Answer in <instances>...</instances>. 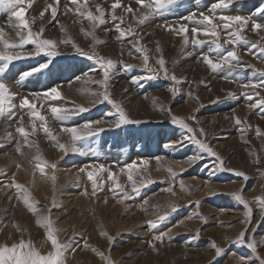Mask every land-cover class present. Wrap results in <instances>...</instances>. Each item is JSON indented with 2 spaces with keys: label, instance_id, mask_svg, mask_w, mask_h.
<instances>
[{
  "label": "rangeland",
  "instance_id": "1",
  "mask_svg": "<svg viewBox=\"0 0 264 264\" xmlns=\"http://www.w3.org/2000/svg\"><path fill=\"white\" fill-rule=\"evenodd\" d=\"M218 2L177 0L160 15L150 16L143 24L133 20L132 14L124 12L123 8L116 10L117 17H123L122 27L133 26L137 46L148 50L149 67L157 68V57L163 56L165 66L170 74L177 76L179 84L165 79L162 72L158 78L149 79L152 73L144 67V53L132 49L133 38L117 39L119 32L116 25L121 21L111 18L113 0H87L88 8L94 13L96 4L107 10L106 22L96 27L94 36H86L80 31L81 28L90 30L89 21L72 11L65 12L64 5L68 0H59L58 4L56 0H32L30 7L25 3V18L32 31H39L43 24L45 32L42 38L56 40L59 55L51 58L53 62L49 69L22 79V73L38 67L49 57L44 53L28 55L35 51V45L31 43L22 49H9L24 54V58L13 61L0 78V82L16 93L11 103L17 105L12 110L14 115L11 118H0V169L4 170L0 173V242L5 237L9 238V243L20 238L16 225L25 229L24 238H31L37 247L46 240V229L36 223L37 215L23 204L24 193H18L14 185L8 187L6 184L15 174L16 182L23 184L31 194L30 202H37L38 215L51 219L53 228L58 230L59 241H74L75 251L69 250L65 254L66 264H107V260L101 259L94 249H99L105 257L110 256L114 264H260L257 257L264 259V243L257 244L254 253L246 242L241 244L235 241L239 233L245 230L249 238L254 236L257 241L264 240V217L260 205L254 200L255 197H264V137H257L255 131L258 126L264 132V114L258 107H250L259 97L253 95L249 100L242 95L249 91L259 92L264 97V88L243 87L250 79L256 83L264 80L261 75L264 72V55L260 53V47H264V31L253 32L250 26L241 30V36L248 43L242 40L234 45L240 66L232 74L234 78L224 79L226 71H213L202 59L201 54L209 53L213 47L210 36L199 35V39L207 41L203 45H193L191 42L185 45L182 35L164 27L168 24L178 29L180 24H187L191 39L190 29L198 26L196 21L201 19L200 13L212 14L210 9ZM225 2L229 6L216 9L217 18L227 15L248 17L257 9L264 8V0ZM80 3L83 4L84 0H80ZM50 4L56 7L55 19L51 17V8L41 19L40 12ZM121 4L131 5L137 16L147 11L135 0H121ZM193 14L194 20L185 19ZM10 17L8 9L0 8V28L4 30V38L18 42L15 36L17 29L11 26L18 21ZM34 17L36 20L32 23ZM254 18L264 23L260 15ZM61 26L66 31H61ZM24 31L26 34L27 30ZM68 37L83 51L102 55L115 62L109 73L108 92L112 99L120 102L131 119L141 123L125 124L119 128L112 126L115 117L110 113L115 109L106 101L96 102L98 98L90 93L103 89L86 82L101 79L103 70L95 60L80 55L71 44L61 42ZM223 38L224 33H221V42ZM95 40L103 43H95ZM250 42H255L258 47L249 51ZM157 44L159 53L155 51ZM212 58L216 59L215 54H212ZM77 77L80 79L77 80ZM133 78L140 79L133 82ZM51 87H57L61 93V97L55 101L30 95L43 93ZM173 87L177 89L175 94L171 90ZM230 92L235 96L230 97ZM25 96L46 117L59 143H70L69 134L62 132V127L101 121L106 130L78 143L77 146L84 148V154L71 151L65 154L44 135L39 121L36 134H31L30 109L19 107L20 99ZM49 104L69 109L82 105L89 111L61 124L52 118L48 111ZM162 107L164 111H161ZM168 109L172 115L185 118L195 115L196 120L189 119L188 122L193 128H203L205 133L197 134V138L218 153L224 161V168L244 172L248 179L244 180L234 172L219 170L216 157L203 153L197 144L187 139L191 134L170 122ZM21 117L23 126L30 133L28 139L34 141L31 149L27 146L22 148L24 155L15 151L16 140L24 143L16 132L21 125ZM235 117L244 123L237 125ZM8 133L14 139H10ZM197 154L202 158L190 163L188 158ZM256 156L259 163L254 162ZM133 162L136 163L133 180L139 186V194L133 193L132 184L127 180L126 165ZM17 163L21 165L19 169ZM51 163L56 164L55 169L48 166ZM99 165L110 168L117 175L131 199L121 200V193L114 196L108 191L113 186L112 182L108 180L106 172L98 170ZM41 167L44 168L43 173L40 172ZM121 168L125 170L121 172ZM169 168L178 173L175 178L168 171ZM88 171L96 172L98 184L103 185V190L98 189L94 197L91 196ZM181 181L184 189L180 187ZM169 188L174 195L168 191ZM85 189L88 195L84 194ZM241 190L252 209L251 223L243 222L246 209L233 196V193ZM105 197L107 203L104 202ZM197 201L198 205L195 203ZM172 206H176L175 211H172ZM165 212L168 213L166 219L158 221V217ZM149 220L158 222L157 229L150 228ZM169 229L171 232H168ZM160 231L168 232L172 239L165 236L162 242L154 240ZM102 232L107 236L101 235ZM211 241L224 249L220 256L211 247ZM49 250L50 242L43 245L42 252ZM241 257L244 259L241 260Z\"/></svg>",
  "mask_w": 264,
  "mask_h": 264
},
{
  "label": "snow or ice",
  "instance_id": "2",
  "mask_svg": "<svg viewBox=\"0 0 264 264\" xmlns=\"http://www.w3.org/2000/svg\"><path fill=\"white\" fill-rule=\"evenodd\" d=\"M30 7L32 4V0H0V8H6L11 12V17H15L18 23L12 24L11 26L16 30L15 36L18 37V42H10L8 39L4 38V30L0 28V78L2 75L9 69L10 64L13 61L20 60L24 58V54L15 51H9V49H22L26 44H33L35 45V51L33 53H29L28 55L31 56H39L41 53H44L49 59L44 63H39L38 67H34L24 73L21 74L22 79H27L33 75H37L44 70L49 69V65L53 62L51 60L52 57L59 55L56 51L57 41L50 38H42L43 33L45 32V27L43 24L40 25L39 31L33 32L32 28L30 27L29 21L25 18V3ZM137 5H140L142 9H146L142 14L137 16L136 11L131 7V5L123 6L121 4V0H113L111 4V18L113 20H120L121 23L116 25V31L119 32V36L117 39H122L127 36H131L133 39L131 41L132 49L136 52L144 53L143 55V64L145 69L152 73L149 76V79H156L159 77V74L162 72L165 79H169L173 81L174 84H179L180 80L177 76L173 73L170 74L166 65V61L163 56L157 57L156 63L158 65L157 68L149 67V56L147 54V49L144 47L137 46V38L136 33L133 29L131 24L128 25L127 28L122 27L123 25V17H117L116 10L118 8H123V11L126 13L132 14L133 20H136L139 24H143L146 20L149 19L150 16L160 15L164 10L167 9L168 6L177 2V0H135ZM56 3H59V0H56ZM75 6V7H71ZM229 4L225 2V0H219L218 3L214 4L210 9V15H205L204 13H200L201 19L196 21V27H192L190 29L191 32V39L189 37V28L187 24H180L179 28L172 25H164L165 29L170 32H175L177 35L183 36V42L187 45L191 42L193 45H203L207 41L204 39H199V35L203 33L205 36H210L211 41L210 43L213 45L209 49V53H202V59L206 65L211 68L213 71H226L227 75L224 76V79L234 78L233 73L236 71L237 67L240 66L239 57L237 51L234 47L235 44L239 43L240 41L244 40L246 43L248 41L245 40L243 36H241V30L251 27L253 32L264 31V23L257 22L254 18L256 15H260L264 18V8L257 9L252 16H240V15H227V16H220L217 18L215 16L216 9H226L228 8ZM65 12L72 11L74 14H77L79 17L86 19L90 22V30H85L81 28L80 31L83 32L86 36H94V31L96 27L100 24L106 22V9H104L100 4L95 5V13L88 8L87 0H84V3L81 4L80 0H68V3L64 5ZM51 8V17L55 19L57 15L56 7H53L51 4L48 5L45 9L40 12V18L44 17L45 12ZM10 17V19H11ZM187 20H194L195 14L185 18ZM36 18L34 17L32 23H35ZM215 21V22H214ZM58 22V21H57ZM26 34H25V31ZM61 31H66V29L61 26ZM221 33H224L223 42H221ZM64 44H71L73 48L79 52L80 55L86 56L88 59L95 60V62L100 66L103 70V77L99 80H91L86 81L90 83H94L99 85L103 91L91 92L90 95L97 97L96 102H108L112 105L115 109L113 115L115 120L113 121L112 126L119 128L121 125L125 124H139L141 121L131 119L125 109L122 107L119 101L114 100L111 98V94L108 92V80H109V73L110 70L115 66V62L110 58H105L102 55L92 53L89 54L82 49L79 48L77 44H75L71 37L64 39L61 41ZM95 43H103V41L95 40ZM251 48L255 49L258 45L255 42H250ZM226 46H233L231 48ZM157 53L160 52L159 45L155 49ZM260 53L264 55V47H260ZM129 54L131 55L132 52L130 51ZM212 54H215L216 59L212 58ZM235 61V64L233 63ZM128 67H133L129 65ZM259 71V70H257ZM261 75L264 76V72H261ZM77 80L80 78L77 77ZM140 78H133V82ZM246 89H256V88H264V80H261L259 83H256L254 80L250 79L247 84L243 85ZM172 92L175 94L177 89L173 87ZM31 96L41 98L44 100L55 101L61 97V93L58 91L57 87H51L50 89L46 90L43 93L36 92L31 93ZM189 95H192L189 92ZM230 97H234L235 93H229ZM242 95L246 96L249 100L253 98V95L259 97L254 104H251L250 107L256 108L258 107L261 110V114H264V97L260 96L259 92H249L245 91ZM16 96V93L10 91L8 86L0 82V118L8 119L11 118L14 113L13 109L17 107V105L12 104L11 100L13 97ZM195 98V97H194ZM198 99V98H196ZM202 106V105H201ZM19 107L21 109L27 107L30 109V116H31V134H36L37 132V121H39V127L42 129L44 135L51 139V141L58 146V148L67 154L68 151L73 153L84 154V148L82 146H77L79 142L85 141L90 137L98 136L101 132L105 131L106 129L101 125V121H88L85 124L80 126L74 127H62L61 131L66 132L69 134L70 143L63 144L59 143L57 136L53 135L52 130L48 126V122L46 117L41 114L39 110H37V106L35 103H32L28 96L22 97L20 99ZM196 109L195 111H198ZM48 111H50L51 116L54 120L61 122L63 124L64 121L71 119L73 116L78 115L82 112L89 111L88 108H85L82 105H77L75 108L69 109L63 106H52L49 104ZM161 111H164V108H161ZM169 114L171 115V123L173 125H178L180 128L185 129L189 134L187 139L190 142H194L199 146L203 153H207L210 156L216 157V160L219 164V170L234 172L236 176L243 177L244 180H247L248 177L244 172L236 171L231 168H224V161L218 155L217 152L213 150V148L206 143L205 141L198 139L197 134L205 135L203 128H193L188 120L195 121V115L185 118L178 115H172L170 109H168ZM21 125L16 128V132L23 138L24 143L22 144L19 140L15 141V151L20 155H24L22 152V148L27 146L28 148H32L34 146V141H30L28 139L30 133L26 131L25 126H23V118L21 117ZM235 122L237 125H242L244 121H242L239 117H235ZM249 127H251L249 125ZM241 131H244L241 128ZM257 137H264V132H261L260 128L257 126L255 129ZM8 137L10 139H14L11 133H8ZM181 141L180 143H182ZM250 155H255V153H250ZM202 158V155L197 154L195 156H191L188 158L190 163H194L196 160ZM36 159H40V157H36ZM255 163H259V157L256 156L254 161ZM47 163V162H46ZM50 168L55 169L56 164L51 163L48 165ZM16 167L19 169L21 165L19 163L16 164ZM136 167V163H130L126 165L128 169L127 180L132 184V191L135 194H139V186H137L135 180H133V170ZM99 171L106 172L108 174V180L112 182V187L108 189L114 196L117 193H121L120 199H131L132 197L129 195L127 191L124 190L123 186L120 184L118 177L115 173L112 172L110 168H106L104 165H99ZM125 169L121 168L120 171L123 172ZM3 169H0V173H3ZM80 171H85V169H81ZM168 171L172 174L175 178L178 173L174 172L171 168ZM40 172H44V168H40ZM88 179L91 181L92 192L91 196H96L97 190H103V185L98 184L96 179V172L88 171L87 172ZM55 177L53 176V180ZM142 179V178H141ZM152 183L153 181H148ZM8 187H12L14 185L15 189L18 193L23 192L24 195L22 197L23 204L33 212L34 215H37L36 223L46 229V240L41 242L40 247H37L36 244L33 242L31 238L25 239L24 238V231L22 227L16 225L17 231L20 233V238L18 240L13 239L11 243L8 242V237H5V240L0 242V264H66V253L71 250L75 251L73 247L74 241L70 239L68 242L61 243L57 236L56 229L53 228V224L51 219L48 216H39L36 209L37 202H30L31 194L28 190L24 187L23 184L16 182L15 174H13V178L6 182ZM180 187L184 189L185 185L183 181L180 182ZM168 191L173 195L175 193L172 192V189L169 188ZM84 194L88 195L87 189L84 190ZM234 198L241 204L244 205L246 212H245V220L244 223H251L252 218V209L249 207V202L244 198L242 195V190L240 192L233 193ZM20 198L19 196L17 197ZM11 199V197H9ZM254 200L260 205L262 209V217H264V197H255ZM107 203V197L104 200ZM147 201H145V204ZM192 203V201H189ZM197 205L199 202H195ZM55 206V204H53ZM176 210V206H172V211ZM168 213L165 212L164 215H160L158 217V221H163L166 219ZM193 215H199V213H194ZM191 218V217H189ZM202 219H206L201 217ZM180 223H183L182 221ZM148 224L151 229L155 230L158 227V222L149 220ZM255 230L253 229V232ZM171 232V229L168 230ZM168 232L160 231L159 234L154 236V240L156 241H163V238L167 236L169 240L172 239L171 235H168ZM101 235L107 236V233L102 232ZM197 233V238H198ZM111 240V237H108ZM50 242V250L47 253L42 252L43 245L45 243ZM237 243L244 244L247 243V247L251 249L254 253L257 249V244L264 243V240L257 241L254 236L249 238L247 236V231H241L237 236L236 241ZM211 247L215 250L216 255L220 256L224 249L220 248L216 245L215 241H211ZM78 246V245H77ZM155 248V245H152ZM98 255H100L101 259L107 260V264H114L111 257H105L104 253L101 252L99 249H94ZM260 259V264H264V259L257 257ZM244 258L241 257V260Z\"/></svg>",
  "mask_w": 264,
  "mask_h": 264
}]
</instances>
